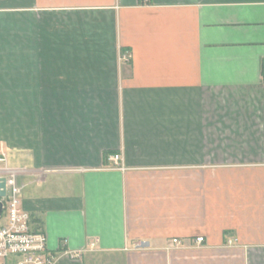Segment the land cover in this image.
I'll return each instance as SVG.
<instances>
[{
	"label": "crops",
	"instance_id": "0c3cea01",
	"mask_svg": "<svg viewBox=\"0 0 264 264\" xmlns=\"http://www.w3.org/2000/svg\"><path fill=\"white\" fill-rule=\"evenodd\" d=\"M263 71L264 0H0V152L54 264H264Z\"/></svg>",
	"mask_w": 264,
	"mask_h": 264
},
{
	"label": "built area",
	"instance_id": "2783aa9c",
	"mask_svg": "<svg viewBox=\"0 0 264 264\" xmlns=\"http://www.w3.org/2000/svg\"><path fill=\"white\" fill-rule=\"evenodd\" d=\"M262 76L264 78V72ZM108 160L114 168L123 169L118 155ZM21 172L23 169L10 168L6 153L0 152V178L5 179V197L0 200V264H54L55 256L47 250L45 233L30 228V215L21 207L20 189L15 183ZM202 240L197 238L195 242L200 244ZM171 244L175 248L182 246L177 239ZM94 246L95 243L90 244L91 248Z\"/></svg>",
	"mask_w": 264,
	"mask_h": 264
},
{
	"label": "water",
	"instance_id": "95a60500",
	"mask_svg": "<svg viewBox=\"0 0 264 264\" xmlns=\"http://www.w3.org/2000/svg\"><path fill=\"white\" fill-rule=\"evenodd\" d=\"M5 197V179L0 178V200ZM2 211V204L0 202V214Z\"/></svg>",
	"mask_w": 264,
	"mask_h": 264
},
{
	"label": "trees",
	"instance_id": "16d2710c",
	"mask_svg": "<svg viewBox=\"0 0 264 264\" xmlns=\"http://www.w3.org/2000/svg\"><path fill=\"white\" fill-rule=\"evenodd\" d=\"M264 72V71H263ZM264 79V78H263Z\"/></svg>",
	"mask_w": 264,
	"mask_h": 264
}]
</instances>
